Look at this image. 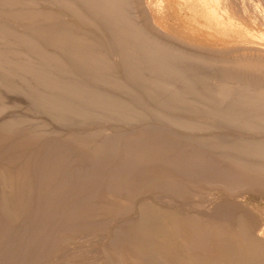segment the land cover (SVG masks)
Listing matches in <instances>:
<instances>
[{"label": "bare ground", "instance_id": "6f19581e", "mask_svg": "<svg viewBox=\"0 0 264 264\" xmlns=\"http://www.w3.org/2000/svg\"><path fill=\"white\" fill-rule=\"evenodd\" d=\"M45 1L59 12L40 10L35 0H0V11L5 10L0 12L5 17L0 18V146L7 142L8 153L21 150L22 157L5 154L10 162L0 168V264H71L70 257L59 262L53 256L81 229H107L109 219L125 222L108 248L94 249L105 248V264H264V213L251 209L245 215L248 211L240 207L241 214L228 197L225 210L213 211L206 220L187 219L176 210H162L152 195L143 196L154 184L180 193L206 180L264 190V135L237 138L225 132L232 140L216 141L211 131L182 138L181 132L167 133L166 122L148 125L140 115L144 125L129 123L140 117L135 105H141L206 111L236 129L264 130V0ZM67 17L87 32L73 30ZM111 54L121 58L119 63L111 61ZM3 93L26 98L35 113L29 112L50 117L59 127L39 133L47 122L20 115L16 105L7 109ZM104 119L115 122L110 127L119 136L105 135L109 128L99 127ZM178 121H173L176 127ZM73 122L98 125L69 128ZM235 188L232 193L239 191ZM133 211L138 219L133 215L131 220Z\"/></svg>", "mask_w": 264, "mask_h": 264}, {"label": "rangeland", "instance_id": "374dc122", "mask_svg": "<svg viewBox=\"0 0 264 264\" xmlns=\"http://www.w3.org/2000/svg\"><path fill=\"white\" fill-rule=\"evenodd\" d=\"M25 1H27V0H24V2ZM38 1H41V4H40V2L39 3H37ZM42 1L44 2V0H35V6L34 7H37L38 9L40 8V10H44L43 8H46L44 11H48V13H58L57 12V9L56 8H53L52 7V10H51V8H49V6L51 7V5H49L48 3H46V1H45V3H42ZM260 3H261V0H260ZM263 3V2H262ZM261 3V4H262ZM42 4H45L44 6L42 5ZM46 4H48L47 6H46ZM264 4V3H263ZM36 5H38V6H36ZM40 5V6H39ZM264 6V5H263ZM18 9V8H17ZM19 9H20V7H19ZM24 9V8H23ZM22 9V10H23ZM3 10L4 9H2V11H0V12H3ZM16 10V9H15ZM56 10V11H55ZM5 11V10H4ZM6 11H9V10H7L6 9ZM49 11H51V12H49ZM1 15V14H0ZM0 18L2 19V18H5L4 16L2 17V15L0 16ZM73 21V30H75V31H83L84 30V32H87V28L88 27H83L82 26V24L81 23H79L78 21H76V20H74V18H72L71 19V17L69 18V17H67L66 18V21ZM77 23H76V22ZM12 22H14L13 24H15V21H13V20H11L10 22L8 21V23H12ZM20 22V24H26V23H28L29 21L28 20H25V21H23V20H21V21H19ZM24 27V26H23ZM26 28V27H25ZM25 28H22L23 30H25ZM77 28V29H76ZM84 28V29H83ZM21 29V30H22ZM82 29V30H81ZM22 30V31H23ZM95 33V34H93V32ZM89 32L90 33H92V36H94L95 38H99V35H98V33L96 32V31H94V30H91L90 28H89ZM89 33V34H90ZM97 34V35H96ZM91 35V34H90ZM89 35V36H90ZM94 37H90V38H94ZM115 55L116 54H111L110 55V59H111V61H113L114 63H119V61L121 60V58L117 55L116 57H115ZM116 58H118V59H116ZM120 59V60H119ZM221 66V65H220ZM219 67V66H218ZM214 68H217V66L216 67H214ZM220 68V67H219ZM218 68V69H219ZM215 70V69H214ZM117 71V70H116ZM216 71H217V69H216ZM119 74V73H118ZM105 87V86H104ZM103 87V88H104ZM107 87V86H106ZM106 87H105V89H106ZM110 89V90H109ZM107 91L109 90V91H113L111 88H107L106 89ZM4 92V91H3ZM5 93V92H4ZM3 93V94H4ZM116 93V92H115ZM8 93H6V95L4 94V97H6V96H8L7 95ZM15 95V94H14ZM14 95L13 94H10L9 93V97H6V98H4V99H6V100H4L5 101V106L7 107V105H8V107L9 108H7V109H10V108H13L15 105H16V107L18 108H20L19 110H17V108H16V110L18 111V113L20 114V115H23V113H24V115L25 116H27L29 113H30V116L28 115L27 117H29V118H31L32 120H34L35 122H37L38 124L40 123V124H46V122H47V126H48V129H46V127L44 128V129H35V130H33V132L35 133L36 132V134H34L33 132H32V134H34V135H36V136H41V134H39V133H41L42 132V130L46 133V132H50V131H54V129H55V127H59V125H57L56 126V124L57 123H54V121L50 118V117H48L47 118V116H44V115H38V114H33V113H35V112H33V109L31 108V106L29 105V102H28V100L26 101V98H24V97H22V96H19V97H17V95H15V97H14ZM121 95V94H120ZM8 98V99H7ZM18 98V99H17ZM22 98H24V99H22ZM20 99V100H19ZM23 100V101H22ZM7 101V102H6ZM17 101V102H16ZM19 101V102H18ZM12 102V103H11ZM13 102H15L14 103V105H12L13 104ZM132 102H136V101H132ZM12 105H10V104ZM21 103V104H20ZM137 103V102H136ZM136 103H133L134 105L136 104ZM138 104V103H137ZM18 105V106H17ZM29 106V107H28ZM135 106H137V109L138 110H141L140 112H142V114L139 112V115L138 116H142V119H141V116L140 117H138V118H133L132 120L134 121V124H132L131 122H133V121H129V123H130V125H135V122L136 123H138L139 122V124H143L144 125V123L141 121V120H144L145 121V124H147L148 123V125L150 124H152V123H154V124H161V125H164V123L166 122V124H165V126H163V128L164 129H166L165 131L167 132V133H169V131H170V134H176L177 133V135H179L180 133L179 132H181V135H183V136H181L182 138H184L187 134H189L190 133V135L192 136V134H194L193 136H200V135H202V134H205V135H207V134H212V132L216 135L215 137L217 138V139H215L216 141L218 140H220V141H225V139H226V141L228 140H232V138H229L230 136L231 137H235V136H237V138H239V137H242V138H246V137H248V135H249V137L250 136H254L255 134L257 135V136H262V135H264L263 133V131L264 130H262V129H259V130H256V131H261L262 130V132H260V134L258 133V132H256L255 131V129L253 130H251V132H253V133H249V129H251V128H247V130L248 131H245V129L246 128H244V127H241V129H239L240 127H238V129H236V126H238V125H233V124H230L229 122H227V121H225V120H220L221 118H218V116L216 115V117H214L215 116V114H213L212 113V115H214L213 117H212V115L210 114V112H208V113H206V111L205 112H203V111H200V112H202V113H198V111H193L192 112V110H184L185 111V113L184 112H182L183 110H176L175 112H174V110L172 111H170V110H166V109H163V110H161L160 109V107H159V109H158V106H153V108L151 109V110H146L145 109V107H141V105L139 106V105H135ZM28 108H31V111L33 112H29L30 110H28ZM149 109V108H148ZM153 109H155V112H153L154 110ZM158 109V110H157ZM169 111L168 113L166 112V111ZM146 111H148L147 112V114H145L146 115V118H147V122H146V118L144 117L145 115L143 114V113H146ZM158 113H157V112ZM161 113H163V114H161ZM177 111H179V113H176ZM189 111H191V113L190 114H188L189 113ZM21 112H22V114H21ZM149 112H151V113H149ZM172 112H174L175 113V115H174V113H172ZM181 112V113H180ZM26 113V114H25ZM153 113H157L158 114V116L156 117V115L155 114H153ZM160 113V114H159ZM193 113H194V115H193ZM195 113H198L197 115L195 114ZM148 114H150L149 116H151V115H153L154 117H156V119H158V120H156V119H154V118H152V116L151 117H148L147 115ZM167 114V115H166ZM172 114V115H171ZM181 114V115H180ZM185 114H188V115H185ZM207 114H209V115H207ZM171 117H170V116ZM199 115V116H198ZM211 115V116H210ZM7 116V115H6ZM33 116H35V117H33ZM160 116H162V118L160 117ZM168 116V117H167ZM172 116H174V118H172ZM179 116H181V118L179 117ZM185 116V117H184ZM195 116H196V118H195ZM208 116V117H207ZM210 116V117H209ZM144 117V118H143ZM160 117V118H159ZM163 117H165V118H163ZM168 118V120H167V118ZM178 117V118H177ZM188 117V118H187ZM141 120H140V119ZM170 118V119H169ZM171 118H172V120H171ZM183 118H185L184 120H183ZM187 118V119H186ZM196 119V121H195V119ZM216 118V119H215ZM50 119L52 120V121H50ZM152 119V120H151ZM154 119V120H153ZM161 119V123H160V120ZM164 119H166V120H164ZM174 119V120H173ZM177 119V120H176ZM181 119H182V121H183V126L185 125L186 126V128H187V126L188 127H190V129L188 128V129H186L185 128V126H184V128H183V126L181 125V123H182V121H181ZM190 119H192V120H190ZM194 119V120H193ZM199 119V120H198ZM203 121H202V120ZM217 119H218V121H217ZM150 120H151V123H150ZM169 120H171L172 121V123H173V121H174V123L175 124H177V122L176 121H181V123L179 122L178 123V125H181L182 126V128H179V127H181V126H179L178 127V125H177V127L179 128V129H177V127L174 125V123L171 125V121L170 122H168ZM176 120V121H175ZM199 121V123H201L202 122V124H199L198 123V126H200V127H198L197 128V122ZM210 120H211V122L212 123H210ZM45 121V122H44ZM105 121V122H104ZM106 121H108V119L106 120V119H104V120H102V122L101 121H98V123L99 122H101L100 123V125H102V126H100L99 125V127H102L103 129H107V128H109V129H107L108 131H106V133H105V135L106 136H108V137H110V136H112V137H114L116 134H117V132H118V130L115 128V127H110L111 125L113 126H115V122L113 123V120H112V122H110V120H109V123L108 122H106ZM114 121H116V123L118 122V123H120L121 121L120 120H114ZM155 121V122H154ZM162 121H164V122H162ZM201 121V122H200ZM207 121V122H206ZM214 121V122H213ZM221 121V122H220ZM42 122V123H41ZM104 122V123H103ZM127 123L128 124V120L127 121H123V123ZM141 122V123H140ZM168 122V123H167ZM204 122V123H203ZM93 122H91V124H90V126H95L97 123H93ZM113 123V124H112ZM118 123H117V125H118ZM122 123V122H121ZM185 123V124H184ZM209 123V124H208ZM218 123V124H217ZM222 123V124H221ZM223 123L224 124H227L226 126L225 125H223ZM75 126H74V125ZM88 123H79V122H73V123H71L70 125L68 124L67 126L69 127V128H73V129H76V126L78 127V128H80V127H83V126H85V125H89ZM108 124H110V125H108ZM169 124V125H168ZM188 124V125H187ZM62 124H60V128H58L59 129V132L61 131L62 132V128H64V127H62L61 126ZM98 125V124H97ZM96 125V126H97ZM106 125V126H105ZM136 125H138V124H136ZM153 125V124H152ZM167 125V126H166ZM191 125V126H190ZM202 125H204V128L202 129L201 128V126ZM220 125V126H219ZM109 126V127H108ZM168 126H170L169 128L172 130H174V132L173 133H171V130H168L167 128H168ZM175 126V127H174ZM218 126V128H215V127H217ZM233 126H235V127H233ZM62 127V128H61ZM105 127V128H104ZM116 127H118V126H116ZM166 127V128H165ZM191 127H196V128H191ZM203 127V126H202ZM227 127V128H226ZM113 128L115 129V131L117 130V132L115 133V132H113L112 130H113ZM209 128H212L213 130H211V129H209ZM214 128H215V130H214ZM225 128V129H224ZM234 128V129H233ZM242 128H244V131H243V129ZM57 129V128H56ZM105 129V130H106ZM177 129V132H175V130ZM184 129V130H183ZM193 129V130H192ZM223 129V130H222ZM45 130H47V131H45ZM168 130V131H167ZM179 130V131H178ZM183 130V131H182ZM189 131V132H186V131ZM190 130H192L191 132H190ZM204 130V131H203ZM208 131V132H206V131ZM221 130V131H220ZM227 130V131H226ZM230 130V131H229ZM238 130V131H237ZM65 131V130H64ZM64 131H63V133H64ZM110 131V132H109ZM212 131V132H211ZM218 131H220V132H218ZM224 131V132H223ZM239 131H241V132H239ZM255 131V132H254ZM37 132H39V133H37ZM56 132H58V130H56ZM58 132V133H59ZM197 132V133H196ZM225 132L227 133L228 132V134L230 135L229 137L227 136L226 137V134H225ZM234 132V133H233ZM235 132H236V134L237 135H235ZM245 132V133H244ZM43 133V132H42ZM115 133V134H114ZM185 133H186V135H185ZM220 133V134H219ZM224 133V134H223ZM234 134V135H231V134ZM247 133V134H246ZM112 134V135H111ZM198 134V135H197ZM217 134L218 135H220V137L218 136L217 137ZM224 136H223V135ZM227 134V135H228ZM242 134H244V135H246V136H244V135H242ZM110 135V136H109ZM118 135V134H117ZM122 135V134H121ZM255 135V136H256ZM119 136V135H118ZM176 136V135H175ZM203 136V135H202ZM51 137V138H50ZM50 137H48L49 138V140H51L52 138H56L57 139V137H53V136H50ZM178 137V136H177ZM180 137V138H181ZM58 138H60V137H58ZM220 138V139H219ZM225 138V139H224ZM60 139H62V140H65V137L64 136H61V138ZM222 139V140H221ZM46 138L43 140H41V141H43V143L45 144V142H46ZM40 141V145H39V147L41 146V145H43V143ZM5 144H7V142L5 143ZM4 143H2V148H1V146H0V148L3 150L5 147H4V145H5ZM9 145L7 144L6 145V150H7V153L5 152H1L0 153V158H2V160H0V162L1 163H3L4 161H3V159H5V162L7 161V159H6V157L9 155V154H11V155H9L10 156V158H14V156H15V159L20 155V152H21V150H19V154L18 155H16L17 153H16V151L17 150H14L12 153L13 154H15V155H13L11 152L10 153H8V150H9ZM0 149V150H1ZM4 153V154H3ZM5 154H7V155H5ZM6 157H5V156ZM8 156V157H9ZM20 157H21V155H20ZM20 157H18L17 158V160L19 159H21ZM12 158V159H13ZM8 162H10V159L8 158ZM3 161V162H2ZM5 162L3 163V164H1L0 163V168L1 167H4V166H6L7 164H8V162H6V164H5ZM223 164V163H222ZM224 165V164H223ZM226 165V164H225ZM224 165V166H225ZM216 182H218V183H222V184H220V185H224L225 184V182H224V184H223V182L222 181H219V180H215ZM214 181V182H215ZM196 183V185H192L194 182H192L191 183V185H186V186H184L183 188H181L180 190H181V192H180V190H179V192L180 193H178V190H177V192H176V190H174V189H172L170 186H166L165 185V187H163L164 185L162 184V185H160V184H154V186L153 185H151L152 187H155V188H157V190H155V188H153L152 189V187L151 188H149L148 186L146 187V190H144V189H142V190H144V193H146V194H143V196L144 197H147V196H151V197H153V200H156L155 202L157 203V204H159V206L162 208V210H173V211H175L176 210V212H178V213H180L184 218H187V219H189V218H192V219H194V217L197 219H199V220H206L207 219V217L208 216H210L211 214L210 213H212L213 214V211L214 212H216V211H218V210H225L226 208H227V206H229V201H228V197H230V202H231V204H230V206L232 207H234L235 208V206L237 207L238 206V208H239V210L237 209V208H233L234 210H238V211H240L241 212V210H240V207L241 208H243L242 209V212H243V210L244 211H248V210H257V211H260V212H262V213H264V190H263V188L262 187H260L261 188V190H260V192L258 191V189H260L259 187H257L256 189H253L252 187L254 186V185H248V187L249 188H251V189H249L247 186H246V184H242V183H235L236 185H234V184H232V186H235L234 188H235V190H239L238 192L236 191V193L234 192V193H232L233 191V187H230V184H225L224 186H225V188L227 187H229L230 189H231V191L230 192H228L229 190H227V188L225 189L224 188V186H219V184H218V186H217V184H215V186H214V184H212V181H209L208 182V180H206L205 182L203 181V182H201V181H199L200 183H202L203 184V186H201V188H200V183L199 182H197V181H195ZM206 182H208V183H206ZM213 182V183H214ZM215 182V183H216ZM212 184L213 186H210V184ZM201 184V185H202ZM237 184H239V185H241L242 184V186H239V188L240 189H237ZM156 185V186H155ZM159 185H160V187H159ZM245 187H244V186ZM188 186V187H187ZM190 186H192V187H190ZM194 186H196V187H194ZM198 186V187H197ZM205 186V187H204ZM217 186V187H216ZM252 186V187H251ZM167 187V188H166ZM203 187H204V189H203ZM222 188L223 189V191H224V189H225V191L223 192L222 191V189H220V188ZM248 189H247V188ZM254 187H256V186H254ZM159 188L160 189H162V190H159ZM169 188V189H168ZM171 188V189H170ZM190 190H188V189ZM197 188H198V190H197ZM200 188V189H199ZM233 188V189H232ZM244 188V189H243ZM246 188V189H245ZM147 189H148V191H147ZM215 189V190H214ZM218 189L219 190H221V192H223V194H224V197H221L220 195H222L223 196V194L220 192V191H218ZM172 190H174V192L172 191ZM187 190V193L185 194L184 193V191H186ZM196 190V191H195ZM202 190V191H201ZM214 190V191H213ZM240 190H242V191H240ZM252 190V191H251ZM263 190V191H262ZM147 191V192H146ZM139 192H143V191H139ZM139 192H137V194L136 195H139L140 193ZM173 192V193H172ZM213 192H218V193H216L217 195H219L217 198H216V196L217 195H215V193L213 194ZM220 192V193H219ZM226 192H227V195H226ZM241 192V193H240ZM149 195H148V194ZM189 193H191V194H189ZM209 193H210V197H209ZM240 193V194H239ZM177 194V195H176ZM201 194H203V195H201ZM208 194V195H207ZM228 194H230V195H228ZM234 194V196L233 197H231L232 195ZM237 194V195H236ZM147 195V196H146ZM154 195V196H153ZM176 195V196H175ZM189 195V196H188ZM205 195V196H204ZM206 195H207V197H206ZM213 195V196H212ZM235 195L236 196H238V198L237 197H235ZM239 195H240V197H239ZM259 195V196H258ZM178 196V197H177ZM190 196H191V198H190ZM137 197V196H136ZM136 197H134V201L132 200V202H131V209H132V207H134V205H135V203H136V201H137V199H138V197L140 198V196H138L137 198ZM142 197V196H141ZM155 197V198H154ZM171 199H170V198ZM204 197H206V199L203 198ZM108 198H110V197H108ZM199 198V199H198ZM218 198H220V199H218ZM227 198V199H226ZM163 199H165V200H163ZM186 199V200H185ZM196 199V200H195ZM210 200L211 199V201L212 202H206V203H204L203 201L204 200ZM244 199V200H243ZM201 200V201H200ZM203 200V201H202ZM220 200V201H219ZM235 202H234V201ZM239 200V201H238ZM240 200H241V202H240ZM199 201V202H198ZM225 201V202H224ZM226 201H227V203H226ZM259 201V202H258ZM198 202V203H197ZM244 202V203H243ZM134 203V204H133ZM172 203V204H171ZM200 203V204H199ZM225 203H226V205H225ZM229 203V204H228ZM242 203V204H241ZM182 204V205H181ZM224 204V205H223ZM234 204V205H233ZM244 204V205H243ZM171 205V206H170ZM242 205V206H241ZM221 206V207H220ZM223 206V207H222ZM243 206H245V207H243ZM218 207H220L221 209H218ZM163 208H165V209H163ZM222 208H225V209H222ZM245 208V209H244ZM247 208V209H246ZM250 208V209H249ZM258 208V209H257ZM232 209V210H233ZM133 210V209H132ZM134 210H136V209H134ZM216 210V211H215ZM229 210V209H228ZM186 211V212H185ZM188 211V212H187ZM134 212V214L132 213L131 214V220H133L134 218H136V219H138V215L137 214H139V213H137V211L135 212V211H133ZM242 212H241V214H242ZM249 212V213H248ZM245 215H250V214H252L250 211H248ZM135 213H136V215H135ZM245 213V212H244ZM243 213V214H244ZM134 215V218H132V216ZM206 215V216H205ZM206 218V219H205ZM135 219V220H136ZM109 221H111V222H109ZM115 221V220H114ZM113 221V219H109L108 220V222H107V224L108 225H106L104 228H107V229H104V230H102L103 228H86V229H84V231H82V232H80L81 230H83V229H81L80 231H78V235L77 236H75L74 235V237L71 239V242L73 241V243L72 244H70V246L68 245L67 246V248H63V245L60 247V249L61 250H59L58 252H57V254H55V256H53L54 258H53V260H55V258L59 261V262H61V261H63V262H69L68 260H71L72 261V263H71V261H70V263L71 264H73V263H76V264H83L84 262L86 263V264H105V261L103 260V257H104V253H103V251L105 250V248H102V249H104V250H102L101 251V253L103 254H101L100 253V251H96V250H99L102 246L104 247V245H106V248H108L109 246H107V245H111L112 244V242H114V238H116V236H117V232H118V230H119V226L121 225V224H123L124 222H125V220H116V222H114ZM110 224V225H109ZM111 229H109V228ZM97 229L98 230H100L102 233L101 234H99L100 233V231H97ZM85 230H87V231H85ZM110 230V232H111V236H110V238L108 239V236H109V234H110V232H108V231ZM80 232V233H79ZM85 232V233H84ZM105 232H108V233H106L107 235L105 236ZM84 233V234H83ZM99 235V236H98ZM103 235L105 236V238L103 237ZM80 236H82V237H80ZM83 236H85V237H83ZM88 236V237H87ZM93 236V237H92ZM100 237V238H99ZM101 237H103V238H101ZM81 238V239H80ZM84 238V239H83ZM89 238V239H88ZM93 238V239H92ZM75 239V240H74ZM76 239H78V240H76ZM80 239V240H79ZM99 239H101V240H99ZM112 239H113V241H112ZM94 242V244H93V242ZM100 242H99V241ZM103 240H104V242H103ZM78 241H79V243H78ZM87 241H90L91 243H92V245H90V247H88L89 246V244H91L90 242H87ZM107 241V242H106ZM110 241V242H109ZM81 242V243H80ZM95 242H97V244H95ZM98 242H99V244H98ZM106 242V243H105ZM68 243H70V242H68ZM86 243H89V244H86ZM77 244H78V247H76L77 246ZM103 244V245H102ZM72 245V246H71ZM76 245V246H75ZM81 245L83 246V247H81ZM87 245V246H86ZM96 245H97V248H99V249H97L96 248ZM74 246V247H73ZM85 246V247H84ZM73 247V248H72ZM76 248V249H75ZM78 248H79V250H78ZM87 248V249H86ZM66 249V250H65ZM88 249H90V250H88ZM94 249H96V250H94ZM80 250H82V251H80ZM95 252H94V251ZM65 251V252H64ZM80 251V252H79ZM89 251V252H88ZM62 252H64V254L62 253ZM74 252V253H73ZM76 252H77V254H76ZM82 252V253H81ZM88 252V253H87ZM92 252H94L93 254H91ZM97 252V253H96ZM58 253H59V255H58ZM62 253V254H61ZM68 253H72V254H68ZM90 253V254H89ZM82 254V255H81ZM70 255V256H69ZM77 255V256H76ZM58 256H59V258H58ZM61 256V257H60ZM70 257V259H68V258H64V257ZM92 256V257H91ZM76 257V258H75ZM78 258V259H77ZM85 259V260H81V259ZM68 259V260H67ZM75 261V262H73V260ZM81 261H80V260ZM90 259H91V261H90ZM52 260V259H51ZM67 260V261H66ZM87 260H88V263H87ZM77 261H79V262H81V263H79V262H77ZM82 261H84V262H82ZM49 262H51V261H49ZM52 262H55V261H52ZM91 262V263H90ZM98 262H100V263H98ZM43 262H41V263H39V264H42ZM45 263V262H44ZM84 263V264H85ZM46 264V263H45ZM48 264V263H47ZM53 264V263H52Z\"/></svg>", "mask_w": 264, "mask_h": 264}]
</instances>
